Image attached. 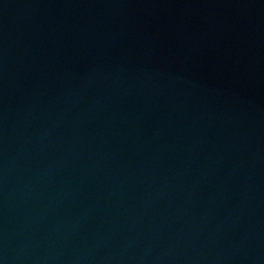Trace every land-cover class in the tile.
Returning <instances> with one entry per match:
<instances>
[{
    "label": "water",
    "instance_id": "1",
    "mask_svg": "<svg viewBox=\"0 0 264 264\" xmlns=\"http://www.w3.org/2000/svg\"><path fill=\"white\" fill-rule=\"evenodd\" d=\"M0 264H264V0H0Z\"/></svg>",
    "mask_w": 264,
    "mask_h": 264
}]
</instances>
